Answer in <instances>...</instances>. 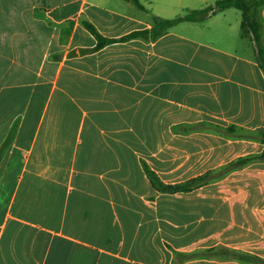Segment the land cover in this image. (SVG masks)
<instances>
[{"label": "crops", "instance_id": "obj_1", "mask_svg": "<svg viewBox=\"0 0 264 264\" xmlns=\"http://www.w3.org/2000/svg\"><path fill=\"white\" fill-rule=\"evenodd\" d=\"M215 1L137 0L142 11L132 0H0V264H175L143 165L163 180L144 155L164 140L198 155L191 144L206 140L219 170L264 151L251 138L264 129V74L241 14L91 53L82 22L118 39Z\"/></svg>", "mask_w": 264, "mask_h": 264}, {"label": "rangeland", "instance_id": "obj_2", "mask_svg": "<svg viewBox=\"0 0 264 264\" xmlns=\"http://www.w3.org/2000/svg\"><path fill=\"white\" fill-rule=\"evenodd\" d=\"M189 143L148 141L144 156L163 182L179 184L220 170L216 152L204 155V149L210 147L206 140L191 144V153L198 155L181 154L189 151ZM257 162L187 194L149 192L150 212L158 230L169 248L178 249L175 264H264V178ZM241 254L260 261L242 260Z\"/></svg>", "mask_w": 264, "mask_h": 264}, {"label": "trees", "instance_id": "obj_3", "mask_svg": "<svg viewBox=\"0 0 264 264\" xmlns=\"http://www.w3.org/2000/svg\"><path fill=\"white\" fill-rule=\"evenodd\" d=\"M134 6L142 11L145 9L137 2L132 0ZM264 7V0H217L212 5L205 7L201 10L188 11L184 15L177 16L173 19H162L156 16L152 17L153 26L149 31H138L130 33L118 39H107L102 37L95 28L88 22L83 21L82 26L89 34L94 38L96 44L92 49L83 50V53H91L98 51L108 45L115 43H124L135 38H148L156 39L164 34L172 26L182 22H200L208 18L209 16L222 12L229 8L238 10L241 14L240 29L242 36L247 38L253 47L255 54V60L258 68L264 74V23L260 18V10ZM264 144V129H260L257 132L256 137ZM258 160L264 161V151L255 157H246L229 163L227 166L221 168L218 172H207L201 176H197L186 180L179 184H164L159 177L143 165L146 178L148 179L151 188L159 194L174 195V194H187L190 193L214 179H218L221 176L231 172L232 170L239 169L248 163ZM240 259L248 260L252 263L259 262L256 257L241 254Z\"/></svg>", "mask_w": 264, "mask_h": 264}]
</instances>
